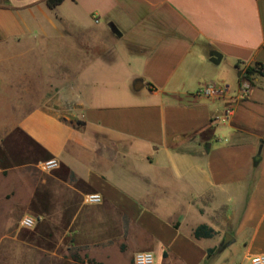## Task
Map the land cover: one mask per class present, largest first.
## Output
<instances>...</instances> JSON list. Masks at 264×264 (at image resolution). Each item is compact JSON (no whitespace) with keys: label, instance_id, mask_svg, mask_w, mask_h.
I'll return each mask as SVG.
<instances>
[{"label":"crops","instance_id":"obj_1","mask_svg":"<svg viewBox=\"0 0 264 264\" xmlns=\"http://www.w3.org/2000/svg\"><path fill=\"white\" fill-rule=\"evenodd\" d=\"M257 63L264 0H0V170L32 176L38 209L29 237L0 240L13 264L264 255V72L243 75Z\"/></svg>","mask_w":264,"mask_h":264},{"label":"rangeland","instance_id":"obj_2","mask_svg":"<svg viewBox=\"0 0 264 264\" xmlns=\"http://www.w3.org/2000/svg\"><path fill=\"white\" fill-rule=\"evenodd\" d=\"M90 27L92 26L90 25ZM34 63L39 68L42 61L35 60ZM49 63L51 62L46 61V64ZM29 67H32V65L29 64ZM31 97L32 95L30 94L28 96V103L31 101ZM37 173L39 172H36L34 175L36 176ZM32 181L34 180L30 174L22 175L18 171L8 173L1 172L0 170V240L3 239V243L14 239L13 233H17V237L19 238L24 236L29 237L28 233H30L31 229L20 226L19 220L23 214L38 216V209L34 207L29 199ZM145 243L146 241L139 237L136 239L134 245L140 246ZM10 247L11 252H6L7 246L0 244V264H13V259L11 258L16 249L14 246L10 245ZM156 261L155 257V263Z\"/></svg>","mask_w":264,"mask_h":264},{"label":"built area","instance_id":"obj_3","mask_svg":"<svg viewBox=\"0 0 264 264\" xmlns=\"http://www.w3.org/2000/svg\"><path fill=\"white\" fill-rule=\"evenodd\" d=\"M93 19L97 22L96 16L93 15ZM254 69L256 71L264 72V64L255 65ZM199 94L209 98L216 96L222 92V88L213 84H205L199 89ZM57 163L54 159H48L39 164V168L43 171H48L56 167ZM86 203H99L101 197L97 193H88L84 197ZM37 219L30 215L24 214L20 220L19 225L26 229H31L36 225ZM133 264H155V258L152 252L150 251H138L133 255ZM249 264H264V255H252L249 257Z\"/></svg>","mask_w":264,"mask_h":264},{"label":"trees","instance_id":"obj_4","mask_svg":"<svg viewBox=\"0 0 264 264\" xmlns=\"http://www.w3.org/2000/svg\"><path fill=\"white\" fill-rule=\"evenodd\" d=\"M60 2H62V0H46V4L49 7H53L56 4H59ZM258 64H261V63H257L256 65H258ZM254 70H255L254 68L246 67L243 71V75L245 77H248L249 74H251ZM213 233H214L213 230L211 228L207 227L206 225H199L194 230V235L196 238L210 237L213 235ZM71 258L75 261V264H84V262H85L76 253H71ZM87 264H102V263L97 262L93 259H87Z\"/></svg>","mask_w":264,"mask_h":264},{"label":"water","instance_id":"obj_5","mask_svg":"<svg viewBox=\"0 0 264 264\" xmlns=\"http://www.w3.org/2000/svg\"><path fill=\"white\" fill-rule=\"evenodd\" d=\"M109 28H110L111 31H113L118 36H120V32L112 24H109ZM220 58H221V55L217 51L213 50V51L210 52V61L212 63L217 64L219 62ZM70 118H72V117H70ZM257 158H258V156L255 157V160ZM228 237H229V234L226 233L224 235L223 239H222L221 245L219 247L220 249L223 248L228 243V239H227Z\"/></svg>","mask_w":264,"mask_h":264}]
</instances>
